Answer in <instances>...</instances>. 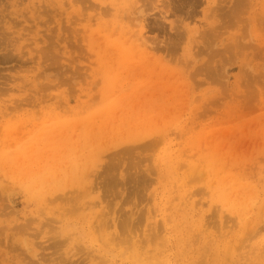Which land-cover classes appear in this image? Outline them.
Masks as SVG:
<instances>
[{
	"label": "rangeland",
	"instance_id": "374dc122",
	"mask_svg": "<svg viewBox=\"0 0 264 264\" xmlns=\"http://www.w3.org/2000/svg\"><path fill=\"white\" fill-rule=\"evenodd\" d=\"M0 45V264H264V0H0Z\"/></svg>",
	"mask_w": 264,
	"mask_h": 264
},
{
	"label": "bare ground",
	"instance_id": "6f19581e",
	"mask_svg": "<svg viewBox=\"0 0 264 264\" xmlns=\"http://www.w3.org/2000/svg\"><path fill=\"white\" fill-rule=\"evenodd\" d=\"M170 1V0H169ZM165 3H167L166 1H165ZM172 6V5H171ZM2 23V22H1ZM6 41H8L7 39H5ZM4 46V45H3ZM0 48H3V47H1V45H0ZM10 55H11V53H10ZM6 56V55H5ZM10 57V56H9Z\"/></svg>",
	"mask_w": 264,
	"mask_h": 264
}]
</instances>
